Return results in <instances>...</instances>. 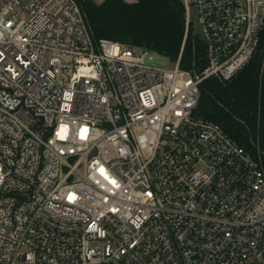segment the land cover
<instances>
[{"label":"built area","instance_id":"built-area-1","mask_svg":"<svg viewBox=\"0 0 264 264\" xmlns=\"http://www.w3.org/2000/svg\"><path fill=\"white\" fill-rule=\"evenodd\" d=\"M182 3L191 69L94 39L79 0H0V264H264V149L198 114L252 60L264 0Z\"/></svg>","mask_w":264,"mask_h":264},{"label":"trees","instance_id":"trees-1","mask_svg":"<svg viewBox=\"0 0 264 264\" xmlns=\"http://www.w3.org/2000/svg\"><path fill=\"white\" fill-rule=\"evenodd\" d=\"M92 29L93 38L123 41L149 48L180 66L202 65L205 48L192 30L186 36L182 0H79ZM264 29L250 61L230 81L208 79L201 86L199 109L204 117L219 123L249 152L253 140L264 149Z\"/></svg>","mask_w":264,"mask_h":264},{"label":"rangeland","instance_id":"rangeland-1","mask_svg":"<svg viewBox=\"0 0 264 264\" xmlns=\"http://www.w3.org/2000/svg\"><path fill=\"white\" fill-rule=\"evenodd\" d=\"M95 1L100 3L103 0H95ZM129 2H137V1L129 0ZM190 17H191L192 22L194 23V35L197 36L198 38H203L202 25H201V22L199 20L198 9L195 5L190 6ZM168 66L170 67L173 65L168 64Z\"/></svg>","mask_w":264,"mask_h":264},{"label":"water","instance_id":"water-1","mask_svg":"<svg viewBox=\"0 0 264 264\" xmlns=\"http://www.w3.org/2000/svg\"><path fill=\"white\" fill-rule=\"evenodd\" d=\"M123 43H126V44L129 43V37H125L123 40ZM198 114L201 116H204L203 112L200 109L198 110Z\"/></svg>","mask_w":264,"mask_h":264}]
</instances>
